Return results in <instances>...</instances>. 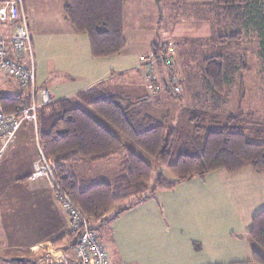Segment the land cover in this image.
<instances>
[{
	"label": "trees",
	"instance_id": "1",
	"mask_svg": "<svg viewBox=\"0 0 264 264\" xmlns=\"http://www.w3.org/2000/svg\"><path fill=\"white\" fill-rule=\"evenodd\" d=\"M173 1L178 8L188 1H202L212 7L213 28L226 32L220 35L221 43L229 44L240 40L243 31L247 32L252 27L257 37L259 35V56L261 55L264 68V0ZM124 2L125 0H69L63 6L62 11L73 30L85 33L88 37L93 58L120 54L125 47ZM230 29L235 32L232 33ZM160 44L161 41L152 44L151 56L158 58L162 50L165 56L172 58L170 45ZM199 66L202 88L221 94H226L236 84L241 87V72L248 68L244 59L230 54L205 57ZM155 68L157 73L165 75L161 60L157 59ZM169 70H172L170 76L176 75L173 67ZM144 73L145 71L142 73L143 79ZM154 83L164 87L169 94L179 96L175 95L176 92L166 84L165 79L161 81L158 77ZM75 95V98L52 99V102L41 105L36 111V126H30L41 151L54 162V177L85 213L94 230L108 224L111 217L115 218L138 203L148 201L157 192L173 190L179 182L192 177L203 178L211 170L222 168L231 173L243 166H250L256 171L264 172V124L243 125L241 112L238 115H228L223 123L209 126L205 124L207 112L193 109L189 118L191 122H198L193 124V132L201 138L202 148L200 154L193 155L173 149L171 143L176 134L175 126H167L159 117L141 112L138 106L131 103V97L113 93L103 83ZM75 100L90 106L110 128H115L134 146L157 159L173 175V179L169 180L163 173L155 170L150 162H146L113 130L86 112ZM27 102L25 91L14 96L0 93V105L5 112H17ZM113 160L117 161L119 171L109 181L88 179L73 171L78 163ZM252 219L247 236L259 248L252 249L251 258L247 262L264 264V209L256 212ZM78 238L77 232L69 230L66 236L53 241V245L61 247L65 254H70ZM21 263L22 261L15 259L11 262Z\"/></svg>",
	"mask_w": 264,
	"mask_h": 264
},
{
	"label": "rangeland",
	"instance_id": "2",
	"mask_svg": "<svg viewBox=\"0 0 264 264\" xmlns=\"http://www.w3.org/2000/svg\"><path fill=\"white\" fill-rule=\"evenodd\" d=\"M23 3H25L34 61H36L37 84H41L38 82L41 73V76L48 77L46 82L51 84V88H54V96H63V93L67 91H77L83 88L84 83L68 66L69 64L73 66L78 64L75 47H81V44L76 43L74 37H77L79 42V38L85 36V33L81 34L73 30L62 11L63 6L69 3V0H23ZM211 8L202 1H188L180 4L178 8L173 0H125L123 8L125 47L120 54L108 57V59L118 58L116 69H124L125 75L128 76L134 72L128 71L132 66L138 65L137 68L141 70V73L145 71V68L141 66L142 57L152 53L153 43L161 41V44L171 45V56L174 61L172 67L176 70L175 76L179 78L178 83L181 91L179 94L175 93L179 96H173L162 87L157 93L162 97L161 105L158 106L155 113L152 109H148L147 112L162 119L167 126H175L176 134L171 143L173 149L193 155L200 154L202 150L201 138L193 132V124H198V122H191L189 118L193 109L207 112L205 124L207 123L209 126L223 123L228 115H238L240 112L243 115V125L264 124V68L260 60L261 55L259 56V35L257 37V34L251 29L252 27L248 26V31H243L244 34L240 40L229 44L221 43L220 35L226 32L219 28H213ZM230 31L235 32L234 29H230ZM228 54L235 58L241 57L248 64V68L241 72L243 79L241 87L236 84L226 94L203 89L199 77V65L202 63V59L208 56H226ZM165 72L164 67L163 73ZM187 72L190 73V77H187ZM137 80L140 93L133 95L137 97L142 93L148 94L149 92L144 87L146 81L141 77ZM43 85L48 88L46 84ZM65 87L68 89L65 90ZM20 91L25 90L18 85L16 79L10 74L0 71V93L14 96ZM122 92H125L124 88L115 93L122 95ZM150 99L153 98L150 97ZM75 102H78L86 112L108 126L107 122L98 116L90 106L83 105L77 100ZM158 111H162L161 114L164 118L156 114ZM108 128L110 127L108 126ZM110 129L146 162H150L155 170L163 173L167 179H173V175L161 166L157 159L134 146L115 128ZM35 141L37 142V138ZM17 152V148L11 151L5 162L6 165L12 162ZM116 164L117 167L113 171L110 168V175L104 178L110 179L118 172V163ZM102 165L104 164H94L93 168L95 170L97 166L101 168ZM237 171V173L229 175V172L219 168L209 171L203 178L187 179L193 183L197 181L198 187L201 188V194L206 195L201 201L188 202L193 204L194 210L202 211L204 217L211 216L215 219V222L222 228L219 236L225 231L234 232L239 238L238 242L241 243L243 234L238 229L245 224L242 218L246 214V209L253 205L252 191L260 188L259 192L264 197V172L256 171L250 166H243ZM221 175L225 178H222ZM168 194L175 196L174 198L173 195H170L171 199L174 198L175 201H178V208H175L173 204L170 209L167 206L171 203L170 200H162L160 203L151 200L148 205L151 206L157 220L161 221L159 225L161 228L159 226L157 228L156 239L161 241L175 235H182L186 236V240L191 239L192 246L199 249L200 237L206 239V235L197 230L195 222L186 220L187 217L184 218V214L189 212L192 207L185 206L183 201L179 200L183 197L180 188ZM20 197L21 195L15 191L14 187H9L6 192L0 193V264H10L15 254L18 255L20 252L15 248H21L31 236L28 225L24 221V214L21 210L23 204ZM262 209L264 206L256 211ZM171 211L178 214L180 220L177 223L171 221L169 216ZM101 229L98 228L95 231L102 240ZM105 246L107 249L108 245ZM205 246L207 247L206 244ZM237 248L239 249L238 246ZM158 255L162 256L161 251H158ZM61 257L62 255L59 259Z\"/></svg>",
	"mask_w": 264,
	"mask_h": 264
},
{
	"label": "crops",
	"instance_id": "3",
	"mask_svg": "<svg viewBox=\"0 0 264 264\" xmlns=\"http://www.w3.org/2000/svg\"><path fill=\"white\" fill-rule=\"evenodd\" d=\"M85 36L80 37L79 42L78 38L74 37L75 42L81 44V47H75L78 64L77 66L68 65L85 86L77 91H67L63 93V96H54V88H51V84L46 82L48 77L41 76L40 70L39 84L48 86L50 96L53 99L75 98L77 92L97 86L100 83H103L113 93L120 92L124 88L125 92L121 94L131 97V103L138 106L141 112L146 113L148 109H152L155 113L158 106L161 105L162 97L157 94L152 95L147 90V82H145L144 87L149 92L148 94H140L139 96L142 97L133 95L134 93H140L137 79L143 78L141 70L137 68L138 65L132 66L128 71L134 72L127 76L124 69H116L118 58H93L88 46V37ZM151 54L147 55L150 56ZM186 75L190 77V73L187 72ZM67 89L68 87H65V90ZM150 97L153 99L151 100ZM161 112L158 111L156 114L164 118ZM30 124L33 123L24 121L20 125L17 137L2 154L3 157L0 160V193L2 191L6 192L9 187H14L15 191L21 195L20 199L23 204L21 210L31 235L29 241L24 243L21 248H15L20 252L18 255L15 254L12 259L17 260L19 258L17 261H22L21 264H49L52 257L58 260L61 255H64L62 248L54 246L53 241L66 236L69 233L70 224H68L67 215L62 206L55 199L54 190L50 187L48 180L40 177L30 178L33 169L32 163L39 156V146L35 141V134L33 135ZM14 148H17L18 152L12 162L6 165L8 155ZM116 163V160L106 163L103 161L96 163L83 162L76 164L73 171L77 175L88 179L91 178L100 182L109 181L114 178L116 173L113 177L110 176L112 177L110 179L104 177L110 175V168L113 171L117 167ZM94 164L104 165L101 168L97 166L94 170ZM237 172L234 171V173L228 174L231 175ZM221 177L225 178L223 175ZM177 188L182 190L183 195L179 200H182L185 206L192 207L189 212L184 214V218L187 217L186 220L195 222L197 230L206 235V239L200 237L199 249L192 246L191 239L186 240V236L182 235H175L161 241L156 239L157 228L161 221L157 220V216L152 212L151 206L148 205H150L151 200L158 203L162 200H170L171 203H166L167 206L171 209L174 204V207L178 208V201H175V196L170 194L174 196L171 199L168 194L169 192L173 193V190ZM200 189L197 181L193 183L190 180H184L179 182L173 190H161L156 193H159L158 195L153 196L148 201L138 203L126 212L118 214L115 218L110 216L111 219L108 224L99 226V228H102L103 239L101 240L98 237L101 243L105 241V243H102L103 245H108L107 249L111 264H256L247 262L251 258L252 249L255 248L248 239L247 231L250 228L249 223L251 224L253 215L257 212L256 210L264 206V197L259 192L260 188L252 191L253 205L246 209V214L242 218L245 224L238 229L243 234L241 243L238 242L239 238L234 232L225 231L224 234L219 236L222 228L215 222V219L211 216L204 217L202 211L193 209V204L188 201L195 203L206 197V195L201 194ZM169 216L173 223L180 220L175 211H171ZM159 227L161 228V226ZM158 251H161L162 256L158 255Z\"/></svg>",
	"mask_w": 264,
	"mask_h": 264
},
{
	"label": "built area",
	"instance_id": "4",
	"mask_svg": "<svg viewBox=\"0 0 264 264\" xmlns=\"http://www.w3.org/2000/svg\"><path fill=\"white\" fill-rule=\"evenodd\" d=\"M166 46L167 44H160ZM170 45V44H168ZM171 49V45L169 46ZM158 58L144 56L141 66L145 68L144 80H147V90L157 93L161 85L154 81L160 77L165 79L174 92L179 93V78L170 76L173 59L165 56L160 50ZM157 59L165 67V75L157 73ZM0 71L10 74L18 85L25 90L28 102L23 103L17 112H5L0 105V160L2 154L17 137L18 129L24 121H31L36 126V111L41 105L52 102L50 92L45 85L38 87L36 82V61L32 50V38L25 13L23 0H0ZM162 75V76H160ZM164 78V79H162ZM37 138V137H36ZM37 143V142H36ZM39 146V143H37ZM38 158L32 163L30 178H46L54 190L55 199L59 201L67 215L70 230L78 233L79 238L70 254L62 255L61 259L49 264H111L106 247L99 240L98 234L88 223L85 213L71 199L69 193L54 177V162L45 156L39 146Z\"/></svg>",
	"mask_w": 264,
	"mask_h": 264
},
{
	"label": "bare ground",
	"instance_id": "5",
	"mask_svg": "<svg viewBox=\"0 0 264 264\" xmlns=\"http://www.w3.org/2000/svg\"><path fill=\"white\" fill-rule=\"evenodd\" d=\"M191 86V85H190ZM197 91V90H196ZM252 220H254V219H252ZM61 259V258H60Z\"/></svg>",
	"mask_w": 264,
	"mask_h": 264
},
{
	"label": "water",
	"instance_id": "6",
	"mask_svg": "<svg viewBox=\"0 0 264 264\" xmlns=\"http://www.w3.org/2000/svg\"><path fill=\"white\" fill-rule=\"evenodd\" d=\"M17 260H19V258H17Z\"/></svg>",
	"mask_w": 264,
	"mask_h": 264
}]
</instances>
